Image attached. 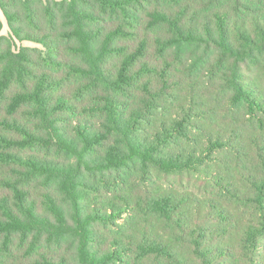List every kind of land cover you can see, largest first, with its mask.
Instances as JSON below:
<instances>
[{
  "label": "trees",
  "instance_id": "trees-1",
  "mask_svg": "<svg viewBox=\"0 0 264 264\" xmlns=\"http://www.w3.org/2000/svg\"><path fill=\"white\" fill-rule=\"evenodd\" d=\"M0 11V264H264V0Z\"/></svg>",
  "mask_w": 264,
  "mask_h": 264
},
{
  "label": "rangeland",
  "instance_id": "rangeland-1",
  "mask_svg": "<svg viewBox=\"0 0 264 264\" xmlns=\"http://www.w3.org/2000/svg\"><path fill=\"white\" fill-rule=\"evenodd\" d=\"M0 19H1L2 23H3V28H2L1 34L7 35L8 34V28H7L5 19H4L3 15L1 14V11H0ZM23 45H28V44L27 43H23Z\"/></svg>",
  "mask_w": 264,
  "mask_h": 264
}]
</instances>
